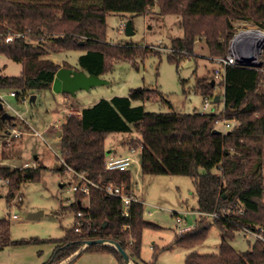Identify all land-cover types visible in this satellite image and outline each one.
Here are the masks:
<instances>
[{
  "label": "trees",
  "instance_id": "1",
  "mask_svg": "<svg viewBox=\"0 0 264 264\" xmlns=\"http://www.w3.org/2000/svg\"><path fill=\"white\" fill-rule=\"evenodd\" d=\"M156 1L164 13L180 18L182 36L170 41L167 55V60L176 65L192 57L196 40H204L212 56L224 57L234 32L233 21H250L264 30V0H0V55L21 65L19 76L0 75V91H14L15 98L22 100L30 91L50 90L56 71L71 66L60 67L43 58L49 52H83L77 59L78 69L100 78L119 61H129L136 67L133 59L141 57L139 47L106 42L105 19L112 13H150ZM7 35L13 36L11 42H5ZM47 41H52V47L45 46ZM212 81L213 77L196 78L194 90L202 97H211L214 104L222 102L218 113L148 112L144 104L151 101L153 90L132 89L127 96L101 99L83 107L79 115L68 114L62 123L60 153L66 164L73 161V168L84 172L95 184H124L126 192L134 194L130 170L103 168L106 136L134 130L139 138L127 147L140 150L142 175L189 177L196 197L194 211L199 213H221L229 208L221 218L199 216L190 230L176 234L161 250L193 249L205 241L214 224L221 234L217 253L191 251L185 255L184 264H264L262 241L254 239L244 252L230 245L235 232L243 229H261L264 238V57L258 67H226L224 81L219 83L222 97L214 96ZM216 96L219 98L214 102ZM14 118L11 115L9 120L2 119L0 113V134L6 136L15 126ZM216 120H233L236 124L225 132L214 133ZM42 169L16 170L1 165L0 177L9 180L7 201L19 183L38 181ZM81 196L74 193L75 201L68 207L74 213L73 226L57 241L47 264L62 263L88 240L116 242L137 264L143 230L160 229L144 219V204L132 203L130 217L125 218L119 199L90 187L87 215L77 218ZM88 218L91 233L85 232L87 226L83 223ZM77 221L82 224L81 232L74 231ZM124 224L130 225L128 233L121 229ZM21 243L26 241L9 242ZM86 251L110 254L117 264H124L109 245L87 246L65 264ZM156 256L157 252L153 259Z\"/></svg>",
  "mask_w": 264,
  "mask_h": 264
},
{
  "label": "rangeland",
  "instance_id": "2",
  "mask_svg": "<svg viewBox=\"0 0 264 264\" xmlns=\"http://www.w3.org/2000/svg\"><path fill=\"white\" fill-rule=\"evenodd\" d=\"M150 13L132 15L128 13H112L105 19L106 42L113 45L135 44L139 47V55L133 61L115 63L110 71L101 78L107 83L89 90H79L75 94H55L50 90L29 92L27 100L21 102L9 96L8 90H2L9 115L15 117L17 112L25 120V124L14 118L13 123L22 132L18 138L0 134V166L20 170L28 167H44L38 181L19 183L18 188L7 201L8 187L0 188V264H47L57 241L73 226L74 213L68 207L74 202V194L69 192L72 175L59 171L61 164L55 154L60 153L59 138L64 117L68 114L78 115L80 108L88 107L101 99L114 96H127L132 89H151V101L144 104L148 112H199L202 96L194 90L196 78L212 79L214 56H212L204 40H196L191 58H183L178 64L167 60L170 41L182 36L180 18L164 13L156 1ZM129 22L132 35H126L124 28ZM234 32L247 27H257L250 21H233ZM234 32L231 33L230 38ZM45 46L52 47V41ZM81 51H62L44 55L60 67L71 66L79 70L77 59ZM143 56V57H142ZM21 65L4 55H0V75L19 76ZM214 82V96L221 95L219 83ZM34 96V100L31 97ZM160 96L171 103L162 101ZM137 103H134V105ZM222 103L211 105L207 112L218 113ZM233 127L236 122L228 121ZM58 124V127L55 124ZM219 131H227L216 126ZM37 131L40 136L34 134ZM139 135L131 133H112L104 140L105 158L110 155L129 154L127 144L137 140ZM134 157L137 163L130 167L133 177L132 190L144 204V219L160 227V229H144L142 232L140 258L137 264H184V257L191 251L199 254H214L218 251L221 234L216 225H212L205 241L193 249L173 247L161 250L170 245L174 236L175 218L171 212L188 211L185 219L188 225L194 226L198 216L196 197L192 179L174 175H142L140 172V150ZM78 162V161H77ZM214 173H218L214 170ZM263 173V172H262ZM264 175V173H263ZM82 203L86 199L81 196ZM264 201V197H263ZM62 208L64 210H62ZM42 212L38 218L31 214ZM26 241L21 244H9L8 241ZM254 238L237 231L230 245L237 251H247ZM153 248H155L153 250ZM82 249V247H81ZM81 249L79 251H81ZM75 252L74 254L78 253ZM157 252L156 259H153ZM74 254L60 264L69 261ZM70 264H117L108 254L95 251L82 252Z\"/></svg>",
  "mask_w": 264,
  "mask_h": 264
},
{
  "label": "built area",
  "instance_id": "3",
  "mask_svg": "<svg viewBox=\"0 0 264 264\" xmlns=\"http://www.w3.org/2000/svg\"><path fill=\"white\" fill-rule=\"evenodd\" d=\"M13 39L12 35H7L5 37V42H11ZM264 57V30L258 27H247L245 29H239L234 32L233 36L229 40L228 51L224 57H215L214 58V67L212 69V77L213 80L217 83H221L224 81L225 69L228 66H251L258 67L262 63V58ZM10 97H15L16 93L14 91L9 92ZM27 96L24 95L21 102H25L27 100ZM0 103L2 105L3 111L10 114V112L6 111V109H12L9 105L6 104L3 95L0 93ZM211 105H215L213 103V99L211 97H203L202 104L199 110V113L205 114ZM15 118L25 124V120L22 118L20 114L14 112ZM216 126H222L229 130L231 128V124L227 120H216L214 122ZM58 127V124H55ZM217 129V128H216ZM225 132V131H223ZM22 132L20 128L13 126L7 132V135L10 137L18 138L20 137ZM34 134L40 136L37 131H34ZM137 149L131 147L128 149L129 154L121 155V156H113L110 155L108 158L104 159L103 168L106 171H119L125 172L130 170V167L133 164L137 163V159L134 157ZM57 161L64 167V173L72 175L71 177V185L69 187V192L74 194L75 192H79L86 199L85 203H82L80 200L77 202L78 212L76 213L77 218H83L87 215V211L89 208V191L90 187L99 188L104 194L108 196L115 197L120 200L122 205V215L125 218H129L131 214V206L132 203L142 202L137 198V195L128 194L126 192V186L124 184L115 186L112 183H108L103 186H99L95 184L92 180H90L87 175L82 171H76L73 168L74 162L72 161L70 165L66 164L64 158L61 153L55 154ZM28 167V165H25ZM25 167V168H26ZM264 173V169H263ZM9 184V180L7 178L0 177V188H5ZM75 201V199H74ZM143 203V202H142ZM229 211V208L222 210L221 213H199L195 212V214L199 216H203L207 219H216L224 217ZM85 212V213H84ZM171 214L175 218V230L177 234L183 233L185 231L190 230L193 226L188 225L186 222V215L188 211L181 212H171ZM83 223L86 224L87 233L92 232V228H90L91 219L88 218L83 220ZM122 231L129 232L130 225L124 224L121 227ZM75 232H81L82 224L81 222H76V227L74 229ZM245 234L253 237L256 240L262 241L264 243V238L262 237L261 229L259 232H253L248 229L242 230ZM83 248L85 245L82 246ZM82 248V249H83Z\"/></svg>",
  "mask_w": 264,
  "mask_h": 264
},
{
  "label": "water",
  "instance_id": "4",
  "mask_svg": "<svg viewBox=\"0 0 264 264\" xmlns=\"http://www.w3.org/2000/svg\"><path fill=\"white\" fill-rule=\"evenodd\" d=\"M124 33L126 35H132V28L129 22L126 23L124 28ZM107 82L100 78L93 75H87L82 70H74L69 68H59L54 76L53 82L51 84V91L55 94H66V95H74L76 91L79 90H89L95 86L104 85ZM214 85V82H211V86ZM137 90H141L140 88ZM218 96L214 98V102L218 101ZM34 96L31 97V100H34ZM0 113L2 119L9 120L11 115L7 112L3 111L2 105L0 103ZM214 133H218V130H213ZM42 215V212H36L30 215L32 218H38ZM85 247L87 246H94V245H109L112 246L121 258L124 261V264H127L129 261V257L127 253L116 243L113 241L107 240H88L84 243ZM84 247V248H85ZM83 248V247H82Z\"/></svg>",
  "mask_w": 264,
  "mask_h": 264
},
{
  "label": "crops",
  "instance_id": "5",
  "mask_svg": "<svg viewBox=\"0 0 264 264\" xmlns=\"http://www.w3.org/2000/svg\"><path fill=\"white\" fill-rule=\"evenodd\" d=\"M222 103V102H221ZM216 105V104H215ZM222 105H223V103H222ZM222 108H223V106H222ZM82 108H80V110H81ZM80 110H79V113H78V115L80 114ZM15 124V123H14ZM57 124V123H56ZM143 202V201H142ZM187 221V220H186ZM8 242L7 243H9V242H11L10 240H7ZM78 253H76V254H74V256L75 255H77ZM107 254V253H106ZM109 256H111L110 254H108ZM112 257V256H111ZM113 258V257H112ZM50 259V258H49ZM114 259V258H113ZM115 260V259H114ZM49 262V261H48ZM65 264V263H64ZM128 264H135L132 260H130L129 259V262H128Z\"/></svg>",
  "mask_w": 264,
  "mask_h": 264
},
{
  "label": "bare ground",
  "instance_id": "6",
  "mask_svg": "<svg viewBox=\"0 0 264 264\" xmlns=\"http://www.w3.org/2000/svg\"><path fill=\"white\" fill-rule=\"evenodd\" d=\"M129 262V261H128ZM128 262H127V264H128Z\"/></svg>",
  "mask_w": 264,
  "mask_h": 264
}]
</instances>
